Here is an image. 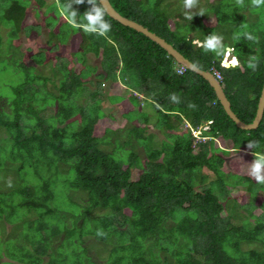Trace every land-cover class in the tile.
Here are the masks:
<instances>
[{"label":"trees","instance_id":"1","mask_svg":"<svg viewBox=\"0 0 264 264\" xmlns=\"http://www.w3.org/2000/svg\"><path fill=\"white\" fill-rule=\"evenodd\" d=\"M35 1V15H44L48 39L28 60L21 52H12L14 57L8 59L21 82L10 87V96L0 93V134L6 135L0 137V173L5 172L6 180L0 188L4 225L0 264H94L87 256L92 246H103L98 254L110 247L102 264H264V183L244 173L254 153L263 152L264 113L257 129L240 130L206 80L183 68L143 34L107 14L111 24L107 37L88 34L68 24L55 0ZM108 1L122 17L164 39L200 70L218 71L232 111L242 122H252L264 83V6L254 7L251 0H244L243 6L236 0H216L208 3L214 25L196 12L192 20L179 15L171 28L167 0ZM73 8L82 20L90 5L85 0ZM8 15L15 22L7 38L10 48L18 49L13 41L22 30L27 37L30 32L41 34L38 22L26 24L29 15L19 1H12ZM200 20L202 27L197 26ZM213 26L230 31L234 40L220 34L226 39L224 48L232 49L240 66L228 67L227 60L223 65L228 68L221 66L224 51L217 55L196 43L214 33ZM241 29L257 39H246ZM75 34L80 43L71 60L55 55L49 67L52 77L43 75L37 66L51 61L46 51L66 46ZM5 38L0 36V44ZM90 55L99 58L100 70L88 64ZM250 57L257 58L255 70L248 67ZM93 72L96 81L89 79ZM47 82L52 83V91ZM104 82L128 88L131 94L124 109L130 119L142 118V126L128 129L126 140L116 143L112 151L104 146L113 134L105 121L113 118L99 106V87ZM172 93L179 96V103L170 100ZM115 97L123 99L113 96L110 101ZM140 98L155 117L154 127L162 129L157 148L152 147L153 134L147 133L149 120ZM184 122L188 127L182 131ZM208 122L199 136L207 139L197 140L191 130ZM215 139L225 148H218ZM249 140L259 141L260 146L248 149ZM137 145L144 148L143 156ZM237 158L240 170L231 186L244 187L249 195L238 205L245 210L244 217L238 215L235 201L229 200L231 163ZM135 169L139 172L133 178ZM60 170L72 171L68 186L82 192L76 199V214L63 227L52 191V177ZM257 197L263 198L262 213L255 216ZM6 225L20 230L19 234L6 231ZM73 246L76 250L68 254L66 250Z\"/></svg>","mask_w":264,"mask_h":264},{"label":"rangeland","instance_id":"2","mask_svg":"<svg viewBox=\"0 0 264 264\" xmlns=\"http://www.w3.org/2000/svg\"><path fill=\"white\" fill-rule=\"evenodd\" d=\"M13 0H0V36H5V40L2 44H0V48H1V54H0V93L2 95H5L4 97L6 98V96H10L11 91H10V87L11 86H15L18 83L21 82V76L19 74H16V67L15 65H13L11 63V60L8 59V57H14L12 56V52L13 51H17V52H21L23 55V59L24 60H28L29 56L32 54H35L36 52H38L40 49L38 48L39 45H44L48 39V28H46L45 23H44V15H35V13L37 14L38 10H37V5L35 0H17L20 3L24 4L26 6V12L29 15L28 20L26 21V24L28 26H30V24H32L33 22H38L41 27V34L36 36L33 32H30L31 36H35L31 39L30 37L26 36V32L25 31H21L18 35V37L13 41V45H15L16 48H10L9 44L7 43L8 41V36L11 35V33H13L14 28H15V22L14 20L9 17L8 15V10L9 7L11 5ZM35 1V3H34ZM216 0H199V4L197 6V8L192 9V12L195 14L196 12H200V10H203V14L206 15L207 18V22L208 24L210 23L211 25H214L213 21V16L212 14H210V6L208 5V3H214ZM167 2L171 5L170 6V12H171V18L169 21V26L171 28H173L175 22L177 21V18L179 15L182 17H185L184 13H185V9L183 7V2H180L179 0H167ZM180 3V4H179ZM182 3V4H181ZM48 6V5H47ZM45 6V8L47 7ZM44 8V9H45ZM245 12H247L245 10ZM180 22L182 23V20L180 19ZM197 26L198 27H202L203 26V22L200 20L197 22ZM215 27V29H213L214 33L216 34H220L221 32H223L225 35H227L230 39L234 40V37L231 35L230 36V31H228L227 29H223V27L221 26H213ZM223 29V30H222ZM245 29H247L245 27ZM244 30V29H243ZM242 32V29H241ZM244 32L246 33V31L244 30ZM221 35V34H220ZM241 35H244V33L242 32ZM223 36V41H226L225 36ZM3 41V40H2ZM80 43V37L78 36V34H75L73 36L70 37L68 43L66 46H60L59 49H51L50 51H46V58L50 59V62L44 63L41 66H37V68L39 69V71L43 74L46 75L48 77H52V69H50V66H53L55 59L54 56L57 55L59 56L60 59H64L67 61L71 60V54L73 52H75L78 48V45ZM224 44V42H223ZM46 50L51 47V45L49 46H45ZM19 50V51H18ZM232 49L230 47H225L224 48V56L222 58V60H220L221 66L223 65V61H225V57L227 56V53L231 52ZM231 58V57H230ZM229 58V59H230ZM233 60V59H232ZM231 61H226L228 63H230V66L228 67H233V63ZM100 60L97 57H94L92 55L89 56L88 59V64L90 66H96L98 68V70H100V64H99ZM227 63V65H229ZM71 64H69L70 66ZM76 66V65H75ZM224 67V65H223ZM227 67V66H226ZM225 67V68H226ZM211 73V72H210ZM95 72H93L92 74H90L89 79L92 81H96L97 78H95ZM52 80H54L52 78ZM55 83H57V79L54 80ZM109 82H104L103 85H101L99 87L100 90V109L102 110V112L104 113L105 116L107 117H112L113 121H111V119H106L105 124L107 125V129L111 130L113 132L112 136L110 135L107 139V144L104 147H108L109 151H112V149L110 148H114L115 144L119 143L122 144L124 142V140H126V133L127 130L130 129L133 125H137V126H142V118H138V119H130L132 118V115L129 113H126L125 109H124V103H129V100H127V97H129V95L131 94V91L126 88V87H121L120 85H116L114 87H109ZM47 89L49 90H53L52 89V83L47 82L46 84ZM96 86L93 85L92 88H95ZM113 96H121L123 97V99L119 100L118 97L113 98V102L110 101V98ZM2 98V103L5 102V98ZM140 102H141V106H142V111H145L148 115V126H147V133H151L153 134V138H152V147H159L160 146V141L162 139V129L161 128H157L154 127V123H155V117L154 115H152V111L150 109H148V105L147 107L144 106V99L140 98ZM5 105V104H4ZM141 110V109H140ZM124 114H126L124 116ZM142 116V115H141ZM105 120V117L103 119V121ZM130 120H134V121H130ZM188 127L187 123H183L180 125V128L182 129V131H185ZM207 124H204L203 126L197 128V130H191L192 135L198 140H205L207 139L206 137H199L201 135V133L205 130H207ZM0 137L2 139H4L6 137L5 134L1 133ZM214 142L216 143V146L218 148H225L223 142H221V140L218 141V139H215ZM218 142V143H217ZM134 143V141H133ZM138 154L140 156H143V147L142 146H135ZM196 151V150H195ZM118 152V151H117ZM264 152V149H263ZM119 153H117L118 155ZM248 154V153H247ZM240 158H237L235 160H233V162L231 163L232 169H233V174L230 176V189L233 187L231 186V184L236 183V181L234 180V178H238V174H239V170H240ZM251 163V162H250ZM249 163V164H250ZM42 167V171H45V167L44 165H41ZM249 168V165H248ZM65 170V169H62ZM57 173L56 175H54V177H52V191L56 193V202H54V206L56 208H58V213L62 214V216L60 215L61 219H60V223H63L61 225V227H63V225H66V223L69 222V219L71 218V215H75L77 208L79 206V204L76 205V199L79 197V194L82 193L81 190H76L75 188H71L68 186V180L71 179L74 174L72 171L67 170L62 171ZM139 172L138 169H135L133 171V178L136 177L137 173ZM246 172L247 176H250L248 174V169L244 170V173ZM4 171H1L0 173V188H2V186L6 185V180L3 179L4 176ZM238 173V174H237ZM33 177V176H32ZM212 177L211 174H209V178ZM251 177V176H250ZM14 178V177H13ZM17 178V177H16ZM238 180V179H237ZM12 184V183H11ZM243 186V185H242ZM197 189H200V186H197ZM244 196H249L248 194H246L245 192V188L241 187V186H236L234 188H232L230 190V195H229V200L230 201H235V205L236 207H238V205H240L243 202V198ZM84 201V200H82ZM245 201V199H244ZM248 200H246L247 202ZM263 201V198L257 197L253 203L256 206V208L252 211V214L255 216H258L262 213L261 208L259 207ZM80 203V202H79ZM238 215L242 214V217L247 216L246 212L244 209H240V207H238ZM126 212V211H125ZM65 216V217H63ZM237 221V220H236ZM250 221L253 222V219L250 218ZM238 223H240V221H237ZM2 221L0 222V230L2 232V228L4 227V225H2ZM16 226V225H14ZM67 226V225H66ZM10 225H6V231L8 230L11 234H13V232L19 234L20 230L17 231L16 229H10ZM9 232L6 234L7 236L9 235ZM10 234V235H11ZM19 239L21 240L20 236H18ZM17 238V237H16ZM11 240H14L13 236L11 235ZM60 242V240H58L56 242L57 245ZM91 244V242H89ZM99 248L103 249V246H99L96 248L90 247L87 250V256H89L90 260L93 261L94 264H102V261L106 259L107 255H108V251L110 249L109 246H106L103 251L100 252V254L97 253V250H100ZM76 247H70L69 249L66 250V252L68 254H71L72 251H75ZM74 258V257H73ZM7 260L5 257H3V261ZM76 264V263H75Z\"/></svg>","mask_w":264,"mask_h":264},{"label":"clouds","instance_id":"3","mask_svg":"<svg viewBox=\"0 0 264 264\" xmlns=\"http://www.w3.org/2000/svg\"><path fill=\"white\" fill-rule=\"evenodd\" d=\"M86 2L90 5V8L82 14V20H78V12L73 8V5L83 4L85 3V0H65L64 3H61V0H55L59 14L71 27L82 29L88 34L107 37V34L111 31V24L105 19L107 13L106 7L100 3V0H86ZM236 3L237 5L243 6L244 0H236ZM198 4L199 0H183V7L186 10L184 13L186 19H193L195 14L192 12V9L197 8ZM251 5L259 8L264 6V0H251ZM198 14L202 15L203 10L201 9ZM244 36L248 40L257 39L249 33H244ZM223 39L222 35L211 33L205 37L204 41H196V43L201 44L205 51H211L220 55L224 51ZM235 58L236 57L229 52L227 53L225 60L231 61L233 59L232 63L236 64L233 67L240 66L238 59L236 58V60ZM256 61V57H250L248 67L255 70L257 67ZM169 98L174 103L180 102L179 96L176 93L170 94ZM157 107H159V105H157ZM189 107H195V105L190 104ZM208 124H210V122H208L207 125ZM259 146V141L249 140L247 143L248 149H255ZM248 174L253 177L257 183H264V152L258 151L254 153V159L249 164ZM8 186H11L10 180L8 181Z\"/></svg>","mask_w":264,"mask_h":264},{"label":"water","instance_id":"4","mask_svg":"<svg viewBox=\"0 0 264 264\" xmlns=\"http://www.w3.org/2000/svg\"><path fill=\"white\" fill-rule=\"evenodd\" d=\"M100 3L106 7V14L111 19L118 22L122 26L128 27L140 34H143L145 37H147L148 39L159 45L162 49H164L167 54L171 56L178 64L182 65L183 67L187 68L191 72H194L195 74L201 76L204 80H206L212 87L216 98L219 104L222 106L225 114L229 117L230 120H232V122L238 129L243 131H251L258 128L264 113V83L257 103L255 116L251 123H244L232 111L231 105L223 91L222 84L215 79L212 73L200 70L192 62L184 58L176 49L172 47V45L168 44L164 39L157 36L156 34L150 32L147 28L132 20L122 17L118 12L115 11V9L111 6L108 0H100Z\"/></svg>","mask_w":264,"mask_h":264},{"label":"built area","instance_id":"5","mask_svg":"<svg viewBox=\"0 0 264 264\" xmlns=\"http://www.w3.org/2000/svg\"><path fill=\"white\" fill-rule=\"evenodd\" d=\"M224 62V61H223ZM221 64V63H220ZM224 64V63H223ZM223 66V65H222ZM184 68V67H183ZM181 71L183 70L182 68L180 69ZM179 70V71H180ZM211 73L213 74V76L215 77V79L218 81V82H220L221 83V80H222V77H221V74L218 72V71H216V70H214V69H212V71H211Z\"/></svg>","mask_w":264,"mask_h":264},{"label":"bare ground","instance_id":"6","mask_svg":"<svg viewBox=\"0 0 264 264\" xmlns=\"http://www.w3.org/2000/svg\"><path fill=\"white\" fill-rule=\"evenodd\" d=\"M234 59V58H233Z\"/></svg>","mask_w":264,"mask_h":264}]
</instances>
